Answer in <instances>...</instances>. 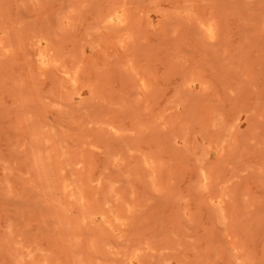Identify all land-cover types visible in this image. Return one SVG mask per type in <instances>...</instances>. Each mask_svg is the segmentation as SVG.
Instances as JSON below:
<instances>
[{
  "label": "rangeland",
  "instance_id": "1",
  "mask_svg": "<svg viewBox=\"0 0 264 264\" xmlns=\"http://www.w3.org/2000/svg\"><path fill=\"white\" fill-rule=\"evenodd\" d=\"M263 73L264 0H0V264H264Z\"/></svg>",
  "mask_w": 264,
  "mask_h": 264
},
{
  "label": "bare ground",
  "instance_id": "2",
  "mask_svg": "<svg viewBox=\"0 0 264 264\" xmlns=\"http://www.w3.org/2000/svg\"><path fill=\"white\" fill-rule=\"evenodd\" d=\"M196 23H197V22H196ZM200 24H201V23H200ZM200 24L198 23L199 26H200ZM194 25H195V24H193V27H194ZM206 25H207V23H206ZM206 25H205V26H206ZM197 27H198V26H197ZM200 28H201V27H200ZM202 28H203V27H202ZM193 29H194V28H193ZM196 29H197V28H196ZM207 30H208V34L212 35V29H211V27H208ZM194 31H197V30H194ZM213 31H215V30H213ZM198 32H199V31H198ZM205 33H206V31H205ZM214 33H216V31L213 32V34H214ZM208 34H207V36H209ZM203 35H204V34H203ZM204 36H205V35H204ZM215 36H216V34H215ZM216 37H217V36H216ZM216 37H215V39H216ZM201 38H203V37H201ZM213 38H214V37H213ZM228 38H231V36H229ZM228 38H227V39H228ZM207 39H209V38H207ZM223 39H224V38H222L221 41L224 42V43H223V45H224V44L227 42V40H226V37H225V39H224L226 42H225ZM231 39H232V38H231ZM201 40H202V39H201ZM209 40H210V39H209ZM209 40H207V41H209ZM210 41H211V40H210ZM221 41H218V42L222 43ZM228 42H229V40H228ZM228 42H227V43H228ZM245 61H246V60H245ZM258 62H260V61H258ZM263 74H264V73H263ZM257 76H258V75H257ZM254 77H255V75H254ZM247 78H248V77H247ZM258 78H259V77H258ZM260 78H262V76H261ZM254 79H257V78H254ZM263 79H264V78H263ZM248 80H249V79H248ZM260 81H263V80L260 79ZM261 83L263 84L264 82H261ZM232 88H234V87H232ZM232 88L230 87L229 89H232ZM220 90H222V89H220ZM234 90H235V89H234ZM193 92H195V91H193ZM222 92H223V91H222ZM222 92H221V93H222ZM238 92H239V91H238ZM251 92H252V91H251ZM259 92H260V91H259ZM217 93L219 94L220 91L218 90ZM239 93H240V92H239ZM243 93H245V92H243ZM253 93H254V91H253ZM261 93H262V92H261ZM247 94H248V93H247ZM250 94H251V93H250ZM256 94L259 95L258 93H256ZM219 95H220V94H219ZM238 95H239V94H238ZM240 95H241V94H240ZM245 95H246V94H245ZM251 95H252V94H251ZM247 96H248V95H246V97H247ZM249 96H250V95H249ZM255 96H256V95H255ZM244 97H245V96H244ZM256 97H257V96H256ZM259 97H261V95H260ZM224 98H225V97H224ZM233 98H234V97H233ZM235 98H236L235 100H237V101L239 102V100H238L239 98H237V97H235ZM241 98H242V97H241ZM261 98H262V97H261ZM182 99H183V98H182ZM186 99H187V98H186ZM221 99H222V98H221ZM225 99H227V100L229 99L228 102L230 103V100H231L232 98L230 99V98H227V97H226ZM225 99L222 100V101H225ZM242 99H243V98H242ZM242 99H240V101H242ZM249 99H250V97H249ZM252 99H253V98H252ZM180 100H181V99H180ZM227 100H226V101H227ZM233 100H234V99H233ZM233 100H232V101H233ZM247 100H248V99H247ZM250 100H251V99H250ZM183 101H184V99H183ZM187 101H188V100H187ZM219 101H220V100H218V103H219ZM243 101H246V100H243ZM185 102H186V101H185ZM188 102H189V101H188ZM235 102H236V101H235ZM247 102H248V101H247ZM214 103H215V102H214ZM232 103H233V102H232ZM232 103H231V104H232ZM239 103H240V102H239ZM243 103H244V102H243ZM245 103H246V102H245ZM221 104H222V103H221V101H220V105H221ZM224 104H225V102H224ZM226 104H228V103H226ZM226 104H225V105H226ZM237 104H238V103H237ZM222 105H223V104H222ZM185 106H186V105H185ZM231 106H232V105H231ZM234 106H235V105H234ZM227 107H230V106L228 105ZM235 107H236V106H235ZM225 108H226V107H225ZM221 113H222V112H221ZM222 114H224V113H222ZM222 114H221V115H222ZM222 117H225V116L222 115ZM225 118H226V117H225ZM220 119H222V118H220ZM244 120H245V119H244ZM243 122H244V121H243Z\"/></svg>",
  "mask_w": 264,
  "mask_h": 264
}]
</instances>
